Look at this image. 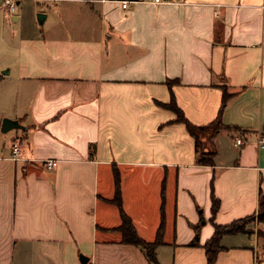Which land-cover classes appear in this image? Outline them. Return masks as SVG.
I'll list each match as a JSON object with an SVG mask.
<instances>
[{"label":"crops","instance_id":"0c3cea01","mask_svg":"<svg viewBox=\"0 0 264 264\" xmlns=\"http://www.w3.org/2000/svg\"><path fill=\"white\" fill-rule=\"evenodd\" d=\"M23 1L0 0V264H207L216 225L264 193V0H33L42 21ZM224 91L239 129L204 138L216 154L199 163L161 103L205 125ZM120 205L143 239L161 228L157 263L124 242ZM249 223L215 264H264V221Z\"/></svg>","mask_w":264,"mask_h":264},{"label":"trees","instance_id":"16d2710c","mask_svg":"<svg viewBox=\"0 0 264 264\" xmlns=\"http://www.w3.org/2000/svg\"><path fill=\"white\" fill-rule=\"evenodd\" d=\"M230 96L231 93H229L228 91H224L222 103L217 117L213 121L205 125H198L191 122L186 117L183 109L179 107V105L177 104L173 94L171 97V101L169 103H161L164 106L175 111L177 114L176 120L185 123L189 133L195 137L196 148L197 151H199V156L197 159L199 163L213 164L214 156L216 154V148H208V149L205 148V145L203 143L204 138L212 139L215 135H217V133H219L220 130L224 128L239 129V126L237 125L225 124L221 117L222 111L226 106ZM119 189H120L119 178L117 177V196L119 195ZM216 208H217V199L214 198L213 210L215 211ZM121 216H122V223L118 226V229H120L123 234L124 242L141 246L145 250L149 260L157 263L158 259L156 255V248L158 244L162 242L160 238L161 228L159 229L158 232V238L155 241L150 242L138 235L130 216L124 211L122 207H121ZM254 219L264 221V193L261 194L259 211L256 215L253 214L250 216H246L226 225H216V231L214 235L205 244L207 264H215L217 253L221 249L220 241L223 234L247 231L248 230L246 227L247 223ZM197 238H198V232L196 233L195 239L192 242L193 244L197 242Z\"/></svg>","mask_w":264,"mask_h":264},{"label":"built area","instance_id":"2783aa9c","mask_svg":"<svg viewBox=\"0 0 264 264\" xmlns=\"http://www.w3.org/2000/svg\"><path fill=\"white\" fill-rule=\"evenodd\" d=\"M156 1H160V0H156ZM6 4H7V7L8 9L11 11V12H14L15 10V7H16V2L15 0H5ZM129 2L130 0H122V5L124 7H127L129 5ZM262 8L264 9V5H262ZM248 141L247 139V136L245 135H238L234 138V145L235 146H242L244 144H246ZM258 145L263 148L264 147V135H261L259 136V139H258ZM14 149V152H15V157L18 156L19 154V149H18V146H14L13 147ZM56 162V159L54 158H49L46 160V164L49 166V167H53V165L55 164Z\"/></svg>","mask_w":264,"mask_h":264},{"label":"water","instance_id":"95a60500","mask_svg":"<svg viewBox=\"0 0 264 264\" xmlns=\"http://www.w3.org/2000/svg\"><path fill=\"white\" fill-rule=\"evenodd\" d=\"M45 17V13H39L38 14V19L40 21L43 20V18ZM13 128V127H23V125L21 123H19V121L17 119H11L9 117H5L3 119V126H2V130L7 131L9 128ZM80 260L82 263H85L87 260V256H85L84 254H80Z\"/></svg>","mask_w":264,"mask_h":264},{"label":"rangeland","instance_id":"374dc122","mask_svg":"<svg viewBox=\"0 0 264 264\" xmlns=\"http://www.w3.org/2000/svg\"><path fill=\"white\" fill-rule=\"evenodd\" d=\"M22 6H28V7H31V6H33L34 8H35V11H34V17H33V19L34 20H36L37 19V21L39 20L38 19V13H39V11H37L38 10V4L35 2V1H33V0H24L23 1V3H22ZM41 12V11H40ZM40 25V24H39ZM8 134V133H7ZM210 141H212L211 139H209ZM205 143L208 145L209 144V141H208V138H207V140H205ZM203 145V144H202ZM209 148H212V146L211 145H209ZM250 225H252L251 223H247V226H250Z\"/></svg>","mask_w":264,"mask_h":264}]
</instances>
